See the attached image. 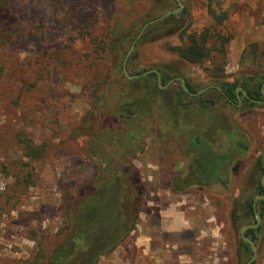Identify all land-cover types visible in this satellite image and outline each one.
I'll return each mask as SVG.
<instances>
[{
  "label": "rangeland",
  "instance_id": "374dc122",
  "mask_svg": "<svg viewBox=\"0 0 264 264\" xmlns=\"http://www.w3.org/2000/svg\"><path fill=\"white\" fill-rule=\"evenodd\" d=\"M181 1L184 17L145 30L130 75L157 68L168 79L207 83L264 73V0ZM210 6L229 12L222 24ZM177 8L175 0H0V264H36L37 243L52 249L64 235V194L114 170L136 186L141 213L135 231L98 264H246L253 257L240 246L241 226L250 221L243 204L256 193L242 199L255 187L243 166L226 190L170 189L182 165L167 137L178 82L157 93L152 110H132L127 120L116 102L102 115L93 110L119 79L115 54L126 55L147 22ZM205 29L231 36L224 53L212 43L210 58L192 65L171 52L182 32ZM250 44L261 54L244 64ZM134 84L148 90L143 80ZM180 221L182 230L165 232L166 223ZM261 227L255 264H264V221Z\"/></svg>",
  "mask_w": 264,
  "mask_h": 264
},
{
  "label": "flooded vegetation",
  "instance_id": "af4514ba",
  "mask_svg": "<svg viewBox=\"0 0 264 264\" xmlns=\"http://www.w3.org/2000/svg\"><path fill=\"white\" fill-rule=\"evenodd\" d=\"M151 70L160 73L163 88L159 85L156 73L149 75H156L157 86L164 92L171 90L176 82L179 83L175 95L176 106L169 116L172 136L167 137L173 142L176 157L182 165L174 175L175 186L170 184V189L178 194L191 191L215 193L220 187L226 190L229 188L228 182L235 179V172L243 166L246 181L255 182V187H250L252 184L248 186L242 199L251 193L250 190L256 193L252 201H244L242 213L250 221L241 228L255 225L256 212L260 215L264 213V200H256L258 196H264L261 193L264 187V73L207 83L197 80L191 82L182 76L168 79L157 68L134 75ZM149 75L136 80L146 79ZM180 79L185 80L188 91L184 90ZM182 98L186 100L183 102ZM249 205H252V209ZM261 225L258 230L249 229L247 232L254 231L258 240L262 234ZM249 238L252 239V234Z\"/></svg>",
  "mask_w": 264,
  "mask_h": 264
},
{
  "label": "trees",
  "instance_id": "16d2710c",
  "mask_svg": "<svg viewBox=\"0 0 264 264\" xmlns=\"http://www.w3.org/2000/svg\"><path fill=\"white\" fill-rule=\"evenodd\" d=\"M218 12L220 14L212 6L209 7L213 20L222 24L229 12L223 9ZM179 16L184 17L185 13ZM175 17L172 15L164 22L173 21ZM180 38L182 45L172 47L170 50L192 65L205 63L211 56L213 44H221L224 53L225 46L231 41V36L225 37L212 29H205L201 33L184 31ZM260 54L259 46L250 44L244 51L242 62L244 64L256 62ZM124 57L122 51L115 54V68L112 71L116 72L119 79H116L113 87L118 89L113 91V87L109 88L106 94L96 98L93 105L96 115H102L104 108H109L116 102L118 114L127 120L132 117L130 113L132 110L141 108L145 112L152 110L157 93H166L157 86L155 74L142 79L148 83V90L146 87L145 89L136 87L134 83L138 80H127L122 70ZM128 85L134 87L131 88V92L124 93V89L129 90ZM116 95H121V99H116ZM94 129L98 131L97 123L94 124ZM103 132L100 131V135ZM173 185L175 186V182ZM262 192L264 193V187L261 188ZM63 201L66 221L64 235L52 249L37 243L36 264H98L100 259L112 254L135 231L141 213V199L137 195L136 186L126 175L115 170L103 178L92 177L90 181L80 182L70 193L64 194ZM249 207L252 209V205ZM261 216L264 218V213H261ZM250 234L252 240L256 242L254 231L247 232L246 236L250 237ZM240 246L252 252L251 247L243 239H240Z\"/></svg>",
  "mask_w": 264,
  "mask_h": 264
},
{
  "label": "water",
  "instance_id": "95a60500",
  "mask_svg": "<svg viewBox=\"0 0 264 264\" xmlns=\"http://www.w3.org/2000/svg\"><path fill=\"white\" fill-rule=\"evenodd\" d=\"M177 3H178V8L175 9V10H171L169 12H167L166 14H164L162 17L158 18V19H155L153 21H150L149 23H147L144 28L142 29L141 33L138 35V37L136 38V40L133 42L128 54L126 55L125 57V60H124V64H123V74L124 76L132 81V80H136V79H140V78H143L151 73H156L158 75V80H159V85L161 88H163V85L161 83V77H160V73L157 71V70H151V71H148V72H145L141 75H130L129 72H128V68H127V64H128V61L130 59V56L132 55L133 51L135 50V47H136V44L137 42L139 41V39L141 38V36L143 35V33L145 32V30L150 26V25H153L155 24L156 22H159L169 16H172V15H177V14H180L183 10V3L181 0H175ZM181 82H182V85H183V88L185 91H188L187 87H186V84H185V80L184 79H180ZM259 199H262L264 200V196H258L256 198V200H259ZM256 219H257V222L255 225H247V226H244L241 228L240 230V233H241V236H242V239L245 243H247L250 247H251V250H252V253H253V257L247 262V264H253L256 262L258 256H259V249H258V246L256 244V242L254 240H252L251 238L247 237L245 234L246 232L249 230V229H256L258 230L261 223H262V217L259 213L256 212ZM260 233L257 232V236H259Z\"/></svg>",
  "mask_w": 264,
  "mask_h": 264
},
{
  "label": "crops",
  "instance_id": "0c3cea01",
  "mask_svg": "<svg viewBox=\"0 0 264 264\" xmlns=\"http://www.w3.org/2000/svg\"><path fill=\"white\" fill-rule=\"evenodd\" d=\"M182 223H183V221H180V223L179 222L166 223L165 226H164V230H165V232L180 231V230L183 229V227H181V228L179 227L180 225L182 226ZM146 242H148V241H146ZM142 244H144V245H141V246H144L143 247V253L145 255L147 253V248L145 247L146 243H142Z\"/></svg>",
  "mask_w": 264,
  "mask_h": 264
}]
</instances>
